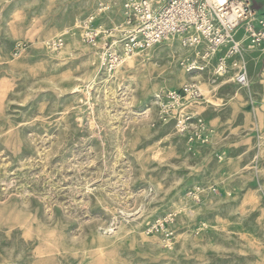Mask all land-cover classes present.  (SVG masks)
<instances>
[{
  "label": "rangeland",
  "instance_id": "1",
  "mask_svg": "<svg viewBox=\"0 0 264 264\" xmlns=\"http://www.w3.org/2000/svg\"><path fill=\"white\" fill-rule=\"evenodd\" d=\"M100 1L0 0V264H264V44L247 86L174 37L110 72L81 35ZM191 81L205 145L158 114Z\"/></svg>",
  "mask_w": 264,
  "mask_h": 264
},
{
  "label": "built area",
  "instance_id": "2",
  "mask_svg": "<svg viewBox=\"0 0 264 264\" xmlns=\"http://www.w3.org/2000/svg\"><path fill=\"white\" fill-rule=\"evenodd\" d=\"M119 5L121 20L103 23L101 15ZM85 44L102 51L103 65L114 71L126 54L135 53L169 38H178L191 50L183 59L187 71H209L214 76L233 73L240 86L249 84L244 49L264 44V14L253 7L252 0H101L96 12L81 21ZM63 39L50 45L60 48ZM240 58V60H239ZM204 98L197 81L180 88L166 89L156 96L158 114L165 123L172 122L189 144L205 145L210 141L206 120L194 111ZM200 187L194 189V196ZM170 216L152 224L167 231Z\"/></svg>",
  "mask_w": 264,
  "mask_h": 264
},
{
  "label": "crops",
  "instance_id": "3",
  "mask_svg": "<svg viewBox=\"0 0 264 264\" xmlns=\"http://www.w3.org/2000/svg\"><path fill=\"white\" fill-rule=\"evenodd\" d=\"M253 2V7L260 13L264 14V0H252ZM209 72V71H205ZM209 74H211L209 72ZM194 77V76H193ZM197 105L194 107V111L197 113Z\"/></svg>",
  "mask_w": 264,
  "mask_h": 264
},
{
  "label": "bare ground",
  "instance_id": "4",
  "mask_svg": "<svg viewBox=\"0 0 264 264\" xmlns=\"http://www.w3.org/2000/svg\"><path fill=\"white\" fill-rule=\"evenodd\" d=\"M129 56H131V55H130V54H126V55L123 57L122 62H121V64L118 66V68L116 69V71H117L118 69H120V67L125 63V58H126V57H129ZM189 72H199V71H189ZM192 78H194V77H192Z\"/></svg>",
  "mask_w": 264,
  "mask_h": 264
}]
</instances>
